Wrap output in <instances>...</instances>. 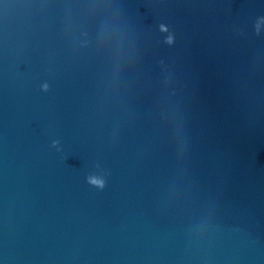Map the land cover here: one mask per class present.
<instances>
[{
    "label": "water",
    "instance_id": "1",
    "mask_svg": "<svg viewBox=\"0 0 264 264\" xmlns=\"http://www.w3.org/2000/svg\"><path fill=\"white\" fill-rule=\"evenodd\" d=\"M0 264H264V0H0Z\"/></svg>",
    "mask_w": 264,
    "mask_h": 264
}]
</instances>
